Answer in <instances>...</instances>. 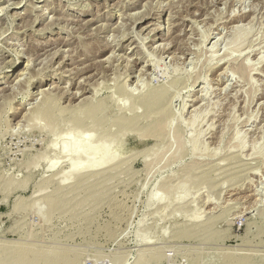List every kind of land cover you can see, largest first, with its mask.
I'll return each mask as SVG.
<instances>
[{
    "label": "rangeland",
    "instance_id": "rangeland-1",
    "mask_svg": "<svg viewBox=\"0 0 264 264\" xmlns=\"http://www.w3.org/2000/svg\"><path fill=\"white\" fill-rule=\"evenodd\" d=\"M2 7L0 263L29 247L78 251L84 264H134L144 249L161 253L154 264L264 259V0H0ZM156 27L161 35H148ZM172 83L161 121L174 114L168 128L146 121L113 142L62 124L91 116L61 115V106L89 98L107 125ZM42 90L61 97L49 117ZM120 154L116 178L84 182L59 208L46 204ZM91 191L101 198L87 199Z\"/></svg>",
    "mask_w": 264,
    "mask_h": 264
},
{
    "label": "bare ground",
    "instance_id": "bare-ground-1",
    "mask_svg": "<svg viewBox=\"0 0 264 264\" xmlns=\"http://www.w3.org/2000/svg\"><path fill=\"white\" fill-rule=\"evenodd\" d=\"M13 6H14V9H18L16 3ZM8 7L10 8V6H8ZM9 8H5V7L0 8V22L2 21V18H3V11H7ZM245 18L247 19V17H244V18L242 17L240 19V21L245 20ZM79 21L81 22L82 20H79ZM137 21L139 22V21H143V20L141 19V20H137ZM149 24H150V22H149ZM149 27H151V26H149ZM143 29L145 30V28H143ZM148 29L149 28H147L146 31ZM161 30L162 29L160 27H156V28L150 30V33L148 35H150V36L153 35V37L157 38L161 35V33H162ZM140 32H143V30H141ZM160 40H162V39H160ZM174 40H177V39H174ZM136 64H137V66H139V63H136ZM27 67H29V66H27ZM24 72H27V71L24 70L23 72L19 73L16 77H15V75H13V77H15V78L20 77L21 78V77H23ZM91 77H92V75H91ZM5 78H8V76ZM22 81L23 80H21V82ZM54 86H51V87L54 89L55 88ZM174 87H175V84L172 83L169 88L161 87L160 89L154 91L153 93H149V94L145 95L144 97H142V99H140L139 104L133 105L134 110L130 111V113H133L132 115L126 113L120 117H115L114 119H112L111 124H107V125H104L100 119L96 118L102 110H101V108H98V105L95 104L93 100H90L91 102H89V98L80 99V102L78 104H75L74 106H70V107L61 106L58 108V111L61 115H63L64 113H68V112H70L74 115L79 113L81 116L84 115L86 112L89 113V115L91 117L88 118V121L82 120V118H80V117H74L70 120H66V119L63 120L62 124L65 127H68V129L73 128L74 130H77V131H80L83 129L86 130V128H87L88 131H90L91 133H95V134L98 133V135H99L98 137L103 141L112 139L113 142L114 141L118 142V141H121L123 139V137L129 131H131L132 129H136V128L140 127L146 121L150 122V123H148L147 126H150V125L153 126L154 125V126L161 128V126L165 124V123L164 124L161 123L162 116L163 115L166 116L167 110L169 109V103H170L168 101V99L165 98V96L167 93H169L168 90L175 89ZM58 88H60V87L58 86L56 88V90ZM84 90H87V89H84ZM45 91L46 90L41 91V93H42L41 95L44 96V100L42 103V110L45 108V111H47L45 114H46V116L49 117V116H51L52 113H51V110L48 111V109H51V106L57 107L58 102H59L58 99L60 100L61 97L56 96L54 94H51L50 90L48 92L47 91L45 92ZM52 92H53V90H52ZM82 95L84 96V93ZM72 98L75 99V97H72ZM132 100H133L132 97L129 95H126V94L121 99V101H123V102L128 101L130 103L132 102ZM139 105L142 106L145 110L142 114L136 115V114H134V112L136 110H138L137 106H139ZM36 114H41V111L36 113ZM32 115L33 114H30V116H32ZM25 117H27V115ZM173 117H174V114H171V115H169V117H167L166 125H164V127L166 126L168 128V125H171L170 123H171ZM31 118H33V117H31ZM86 121L89 122L88 125H86ZM68 129H65L63 131H68ZM160 135L161 136H159L155 133H153V135L151 133L146 135V133H145L144 136L146 138L153 136L155 138L157 137L160 139L161 137H163V133H161ZM110 148H111V145L105 146V149L107 151H109ZM105 159H106V157H105ZM122 159H123V157L120 154L119 156H117L114 159L113 164L107 170H101L100 172H97V173L95 172V173H91V174L82 176L81 177L82 180H80V182L77 183L76 186H74V187L72 186L69 189H66V191L63 190L62 192L57 193V195L54 198L48 199L47 202L45 200L46 204H48L49 207H53L54 209L59 208L61 206L66 205L65 202H67L68 204L70 203V200L68 199L69 194H71L73 192H77V190H79L84 185V182L89 183L90 180H93V182H91V183L96 184L95 187H97V186L101 185L102 183L104 184V183L108 182L109 180L116 178L117 177L116 172L118 171V169L121 168L122 165H124L123 162H120V160H122ZM101 196H102V194L100 192L91 191V194H89L87 199H89L90 197H93L94 199H96L98 201L99 198H101ZM87 199L82 200V202L79 201V203L83 204V203H85V201H87ZM204 228L206 230H208L210 228V225L208 224ZM27 241H31V240H27ZM139 241L143 243L142 246H149V245L153 244L152 242H146V240L144 241L142 238ZM202 252H203V250H202ZM83 257L84 256H82L81 252L73 251L70 249H59V248H57V249H52V250H41V249L29 247V248H22L16 254V256L14 258H12L11 264H84ZM99 257H100V255H99ZM160 257H161V253L160 254L156 253L151 249H144L139 253V257L136 259L134 264H154V262L157 259H160ZM228 259H230V261H231L229 264H264V259L257 262L254 258L249 257V256H245V257L228 256ZM184 261H185V259H184ZM0 264H2V263H0ZM112 264H120V260L115 259V260H113Z\"/></svg>",
    "mask_w": 264,
    "mask_h": 264
},
{
    "label": "built area",
    "instance_id": "built-area-1",
    "mask_svg": "<svg viewBox=\"0 0 264 264\" xmlns=\"http://www.w3.org/2000/svg\"><path fill=\"white\" fill-rule=\"evenodd\" d=\"M87 264H92V263H87Z\"/></svg>",
    "mask_w": 264,
    "mask_h": 264
}]
</instances>
